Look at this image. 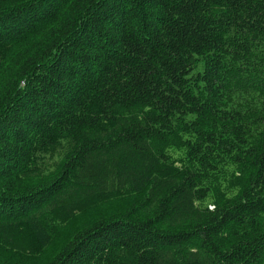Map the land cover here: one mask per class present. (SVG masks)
Wrapping results in <instances>:
<instances>
[{
	"label": "trees",
	"instance_id": "16d2710c",
	"mask_svg": "<svg viewBox=\"0 0 264 264\" xmlns=\"http://www.w3.org/2000/svg\"><path fill=\"white\" fill-rule=\"evenodd\" d=\"M0 264H264V0H0Z\"/></svg>",
	"mask_w": 264,
	"mask_h": 264
}]
</instances>
